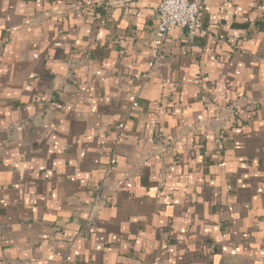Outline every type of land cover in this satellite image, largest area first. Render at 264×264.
Returning a JSON list of instances; mask_svg holds the SVG:
<instances>
[{
    "label": "crops",
    "instance_id": "crops-1",
    "mask_svg": "<svg viewBox=\"0 0 264 264\" xmlns=\"http://www.w3.org/2000/svg\"><path fill=\"white\" fill-rule=\"evenodd\" d=\"M0 0V264H264V0Z\"/></svg>",
    "mask_w": 264,
    "mask_h": 264
},
{
    "label": "built area",
    "instance_id": "built-area-1",
    "mask_svg": "<svg viewBox=\"0 0 264 264\" xmlns=\"http://www.w3.org/2000/svg\"><path fill=\"white\" fill-rule=\"evenodd\" d=\"M202 7L195 0H159L156 6V26L150 31L149 59L150 71L162 67L166 59L165 41L172 29H178L187 36L201 29Z\"/></svg>",
    "mask_w": 264,
    "mask_h": 264
}]
</instances>
